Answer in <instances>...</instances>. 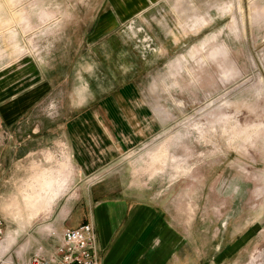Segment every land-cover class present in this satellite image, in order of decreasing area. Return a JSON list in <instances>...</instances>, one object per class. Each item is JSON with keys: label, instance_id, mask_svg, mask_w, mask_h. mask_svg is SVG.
<instances>
[{"label": "rangeland", "instance_id": "rangeland-1", "mask_svg": "<svg viewBox=\"0 0 264 264\" xmlns=\"http://www.w3.org/2000/svg\"><path fill=\"white\" fill-rule=\"evenodd\" d=\"M29 61L53 87L0 141V264L50 252L54 219L86 216L101 180L195 220L199 252L264 264V0H0L6 86ZM86 81L146 117H129L131 146L80 167L59 127Z\"/></svg>", "mask_w": 264, "mask_h": 264}, {"label": "crops", "instance_id": "crops-1", "mask_svg": "<svg viewBox=\"0 0 264 264\" xmlns=\"http://www.w3.org/2000/svg\"><path fill=\"white\" fill-rule=\"evenodd\" d=\"M6 76L0 72V141H3L6 127L12 126L15 131L53 87L46 71L43 73L34 61L28 62L27 75L14 71L10 87L6 86L9 80ZM94 83L86 81L77 86L82 87L77 95L81 103L71 113H66L59 127L74 163L80 167L97 164L106 158L110 151L102 152L101 148L117 143L120 147L131 146L137 138L129 137L134 133L129 117H146L141 107L131 109L128 105L130 111L122 109L118 101L124 98L117 92L101 91ZM8 95L12 96L13 105L5 103ZM132 99L135 98L129 101ZM82 191H88L84 201L86 216L81 210L74 215V208H64L53 225L61 234L66 228L93 223L98 234L101 264H225L211 249L197 250L196 221L181 225L164 201L143 199L140 191L128 186L115 187L109 180L92 183Z\"/></svg>", "mask_w": 264, "mask_h": 264}, {"label": "built area", "instance_id": "built-area-1", "mask_svg": "<svg viewBox=\"0 0 264 264\" xmlns=\"http://www.w3.org/2000/svg\"><path fill=\"white\" fill-rule=\"evenodd\" d=\"M4 234V219L0 215V243ZM54 238L55 246L50 252L42 248L30 258L10 264H101L98 234L93 223L66 228Z\"/></svg>", "mask_w": 264, "mask_h": 264}, {"label": "bare ground", "instance_id": "bare-ground-1", "mask_svg": "<svg viewBox=\"0 0 264 264\" xmlns=\"http://www.w3.org/2000/svg\"><path fill=\"white\" fill-rule=\"evenodd\" d=\"M2 244H3V241L0 243V247L2 246Z\"/></svg>", "mask_w": 264, "mask_h": 264}]
</instances>
